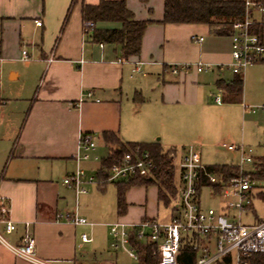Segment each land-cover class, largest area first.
Instances as JSON below:
<instances>
[{"label":"crops","instance_id":"1","mask_svg":"<svg viewBox=\"0 0 264 264\" xmlns=\"http://www.w3.org/2000/svg\"><path fill=\"white\" fill-rule=\"evenodd\" d=\"M100 1L0 0V64L22 61L28 67L25 72L9 70L11 80L24 78L23 85L6 94L11 98H0V198L9 204L10 216L16 222L12 233L0 223V233L10 244L19 245L25 231H31L36 256L50 264H90L84 249L95 242L98 225L166 221L156 185L128 188L121 212L117 185L113 203L103 196L109 183L100 185L102 194L92 198L97 209L80 204L79 198L89 195L88 188L78 196L70 188L75 204L70 203L69 192H63L61 185L46 176H67L76 170L81 133L95 136L96 149L81 162L93 175L109 155L104 131L117 134L124 143H158L166 150L177 149L181 155L187 145L178 146L185 135L200 123L209 125L216 111L229 116L235 107L236 114L245 119L250 109L259 107L245 103L244 91L241 102L225 105L223 91L222 102L214 100L217 81H231L224 75L225 68L221 69L232 60L230 35H217L205 24L161 23L164 0H125L136 20L151 21L144 31L140 54L125 59L118 46L95 42L85 33L82 5ZM37 20L42 25H37ZM111 23L97 27H120L118 23L108 26ZM30 49L37 57L34 64L30 63ZM24 50L27 59L23 58ZM196 62L208 63L211 69L171 71L174 65ZM255 67L264 69V59L248 68ZM2 73L0 67L1 77ZM1 82L3 86V79ZM19 101H25L27 109ZM103 151L108 155L99 158ZM164 208L170 210V218L171 206ZM75 211L94 225H74L63 217ZM92 215L104 221L88 219ZM87 230L93 241L82 243L79 236ZM108 235L113 240L110 229ZM0 264L33 263L0 242Z\"/></svg>","mask_w":264,"mask_h":264},{"label":"built area","instance_id":"2","mask_svg":"<svg viewBox=\"0 0 264 264\" xmlns=\"http://www.w3.org/2000/svg\"><path fill=\"white\" fill-rule=\"evenodd\" d=\"M245 16L232 24L230 63L221 65L230 69L233 74L242 75L246 69L264 59V38L260 30L264 27V1L244 0ZM257 14L260 17H257ZM42 25L41 20L36 21ZM95 24L92 21L84 23V29L89 30ZM199 40H202L200 38ZM23 58H28L26 50ZM51 60V58H49ZM194 68L198 72L211 69V65L204 62L185 63L174 65L173 73L188 71ZM139 71L140 68L137 67ZM88 95H92L91 92ZM217 103L222 102V90L213 95ZM247 109V108H246ZM252 108V112H255ZM230 151L239 153L240 175L224 183L219 176L210 172L203 164L201 155L196 149V143L185 146L184 153L180 155L174 148L171 156L175 170L180 169L181 184L176 186V196L171 203V217L168 221L160 222L154 219H143L135 223L115 222L110 224L115 229L112 233L111 246L124 250L129 257L138 262L137 249L132 241L142 244H156L158 246V264H178L183 243H188L196 251L195 264H264V219L262 221L246 224L241 215L252 207L251 190L256 181L246 173V164L254 163L252 149H246L243 144H222ZM96 149L93 133H81L78 139V148L75 154L76 170L64 178L63 183L72 188L76 195L88 192L86 185L97 183H119L132 180L136 177H149L153 175L156 164L149 150L135 146L115 158L107 167H100L96 175H89L81 166L83 160L90 157ZM180 155V156H179ZM95 159H98L95 156ZM202 178L210 183L221 184L219 195L225 200L221 208L202 206L198 185ZM213 192V191H212ZM61 216V215H60ZM63 217L74 225H89L85 218L75 212H67ZM0 223L6 232L16 230V222L10 216V206L4 198H0ZM27 225V224H26ZM82 243L93 241L91 232L80 234ZM0 242L5 244L16 256L33 264H50L36 256V239L34 234L26 230L19 245L10 244L0 233Z\"/></svg>","mask_w":264,"mask_h":264},{"label":"trees","instance_id":"3","mask_svg":"<svg viewBox=\"0 0 264 264\" xmlns=\"http://www.w3.org/2000/svg\"><path fill=\"white\" fill-rule=\"evenodd\" d=\"M244 16V0H164V15L160 22L164 24H205L217 35L226 36L230 35L232 24L243 19ZM82 17L84 23L92 21L95 24L93 28L85 29L88 38L98 43H109L118 46L122 57L125 59L140 54L144 31L151 23L150 20H136L133 12L127 7L125 0H101L96 5L83 4ZM106 22L118 23L120 27H97V24ZM217 86L225 93L224 100L226 102H241L244 87L240 75H236L230 82L218 80ZM135 99L139 100V97L136 96ZM102 135L108 146L109 155L104 159L101 167H107L115 158L135 146L149 150L156 164L152 176H138L132 180L116 184L118 210L121 212L125 209V193L128 188L149 185L158 187L159 201L164 206L170 207L173 198L176 196L172 150H166L158 143H124L117 134L109 131H104ZM207 168L210 172L219 176L224 183L240 175V168L237 164H214L208 165ZM246 173L250 174L255 181L264 182V156L254 162L253 169ZM106 184L105 182L101 185ZM204 187H211L214 194L221 191V184L210 183L207 179L202 178L198 185L199 194H201ZM132 244L137 249V264H158L159 255L156 244H142L135 240L132 241ZM196 255L197 253L191 245L183 243L177 257L178 264H195Z\"/></svg>","mask_w":264,"mask_h":264},{"label":"rangeland","instance_id":"4","mask_svg":"<svg viewBox=\"0 0 264 264\" xmlns=\"http://www.w3.org/2000/svg\"><path fill=\"white\" fill-rule=\"evenodd\" d=\"M257 17H260L257 14ZM110 27L118 26L116 23H111L108 25ZM264 38V27L260 30ZM32 53L31 49L29 51ZM32 53L31 64H34L36 56ZM27 62L23 63L18 61L15 64H8L4 62L0 64L2 68V77L0 74V98L9 99L11 97L6 96L10 93L11 89H16L22 87L23 77L19 80H11L9 78V70L12 68H18L19 70L25 72L27 67ZM29 64V63H28ZM33 68V67H32ZM261 67L248 68L240 77L243 79L244 94L247 92V99L245 103L250 105L259 106L255 108V113L247 112L244 116H239L236 114L235 107L231 109V115H224L223 113L216 111L212 115V120L209 125H204V123L198 124L197 127H193L191 131L185 135L182 139L183 144L179 145L178 148H183L182 145H188L193 142H199L202 147H196L198 151H201L202 161L208 165L220 164V163H231L236 164L239 161V153L235 151L228 150L222 144L230 145H240L243 144L246 149H252L253 156L255 157L254 162L264 156V69ZM224 75L231 77V80L236 76L233 72L225 68ZM239 76V75H238ZM244 77V78H243ZM3 79V86H2ZM17 87V88H16ZM3 92V93H2ZM29 91L26 89L25 93ZM218 89L214 91L217 93ZM2 93V94H1ZM12 97H15L14 95ZM26 105L25 101H19V105ZM224 104H230L224 101ZM24 105V107H26ZM7 109V106L4 105ZM1 109V108H0ZM27 109V107H26ZM252 110V109H250ZM189 124L186 122V125ZM182 146V147H181ZM108 155L107 151H103L99 158H105ZM180 156V155H179ZM1 163V162H0ZM254 163L246 164L245 168L248 171L253 169ZM96 175V173H93ZM52 178L53 181L62 187V191H68L69 195L67 197L70 199L71 204H75V195L72 190L67 187L63 181L66 177L65 174H56L55 176H46ZM253 179V177L251 176ZM255 180V179H253ZM175 182L178 186L181 184L180 181V169L179 167L175 170ZM89 190V195H83L79 198L81 205L89 206L91 209H97V203L92 199L96 194H102L97 183L87 184ZM116 195V183H109L105 195H103L107 201L111 200L114 202ZM251 200L252 207L241 215L242 221L246 224H252L264 219V182L256 181L254 188L251 190ZM200 201L203 207H224L225 200L219 195L215 196L212 192L211 187H204L201 191ZM160 210L162 211L163 219L168 221L170 218V210L164 208L163 204L160 205ZM88 219L93 221H104L98 215L87 216ZM111 234L114 231V227H106L98 225L94 230L95 242L87 244L84 249L87 253L88 262L90 264H136V260L129 257L128 254L121 249H115L110 244L113 240L108 235V231ZM85 232H88L85 231ZM112 237V236H111Z\"/></svg>","mask_w":264,"mask_h":264}]
</instances>
